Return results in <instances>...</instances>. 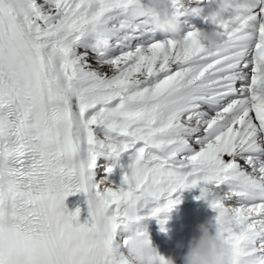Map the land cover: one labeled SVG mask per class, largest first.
<instances>
[{
	"label": "snow or ice",
	"instance_id": "1",
	"mask_svg": "<svg viewBox=\"0 0 264 264\" xmlns=\"http://www.w3.org/2000/svg\"><path fill=\"white\" fill-rule=\"evenodd\" d=\"M167 10L178 37L147 0H0V264H169L142 221L196 187L264 264V0Z\"/></svg>",
	"mask_w": 264,
	"mask_h": 264
},
{
	"label": "clouds",
	"instance_id": "2",
	"mask_svg": "<svg viewBox=\"0 0 264 264\" xmlns=\"http://www.w3.org/2000/svg\"><path fill=\"white\" fill-rule=\"evenodd\" d=\"M148 10L153 13L151 23L155 30L166 31L173 37H178L181 25L167 10V0H147ZM203 38L215 47L219 39L212 33H204ZM125 211L129 216L137 215L135 203L130 204ZM198 235L188 242L187 250L183 254L182 264H234L231 245L223 239L212 222L201 223L197 226ZM169 264H177L172 257Z\"/></svg>",
	"mask_w": 264,
	"mask_h": 264
},
{
	"label": "bare ground",
	"instance_id": "3",
	"mask_svg": "<svg viewBox=\"0 0 264 264\" xmlns=\"http://www.w3.org/2000/svg\"><path fill=\"white\" fill-rule=\"evenodd\" d=\"M100 159L103 165L105 166L111 163V161L106 157H101ZM128 162L129 161L127 156L121 158L120 161L121 165L126 167ZM119 179H120V169L117 168L113 175V180L118 183ZM177 194L180 196L181 202L189 203V204L190 202H200L203 205H205V207H207L210 211L213 212V210L209 207L207 200L197 199L198 197L201 196V191L199 187L193 189H187L184 190L182 193H177ZM142 225L143 227L146 228L147 231L152 233L153 237L157 241H159L166 250L172 251L181 248V246L183 245L184 238L182 235L181 228L184 226V224L182 222L173 219L170 216V213L168 214L167 223L165 224V228L167 229L166 232H162L160 230V225L158 224L155 218H150L142 221Z\"/></svg>",
	"mask_w": 264,
	"mask_h": 264
}]
</instances>
